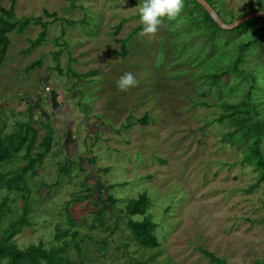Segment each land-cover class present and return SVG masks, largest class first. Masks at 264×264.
<instances>
[{"label": "rangeland", "instance_id": "obj_1", "mask_svg": "<svg viewBox=\"0 0 264 264\" xmlns=\"http://www.w3.org/2000/svg\"><path fill=\"white\" fill-rule=\"evenodd\" d=\"M186 1L175 20L141 37L143 0H16L15 20L34 21L9 34L0 62V131L29 124L37 140L1 171L22 173L50 131L53 145L22 190L0 186V236L21 223L17 247H65L72 264H218L206 252L226 264H264V169L247 159L232 118H223L226 103L248 94L264 117V37L238 62L240 44L258 36L262 20L216 31L196 21L204 12ZM213 1L227 24L264 7ZM40 19L47 39L31 48ZM127 72L139 83L121 92L116 81ZM142 195L146 214L128 216L129 201ZM146 217L153 248L129 227Z\"/></svg>", "mask_w": 264, "mask_h": 264}, {"label": "trees", "instance_id": "obj_2", "mask_svg": "<svg viewBox=\"0 0 264 264\" xmlns=\"http://www.w3.org/2000/svg\"><path fill=\"white\" fill-rule=\"evenodd\" d=\"M73 1V0H72ZM193 1L197 6H199L203 12L204 16L196 17V21H201L202 23H210L212 27L217 31H222L214 18L210 13L201 6L197 1ZM213 8L217 11L216 4L213 0H207ZM262 1V0H260ZM74 3V2H73ZM185 0L184 4L186 5ZM184 5V8H185ZM260 11H264V7L260 6ZM219 15L221 14L217 11ZM255 12L253 6L250 7L249 13ZM221 16V15H220ZM16 19V0H14L13 6L7 9L0 6V62L3 63L7 54L8 49L11 45V40L9 38L10 33H23L29 26L33 24L34 18L27 17L23 20ZM255 19V18H254ZM262 20V27L258 36L247 43L240 44L241 54L238 57V62L243 60V53L248 49L250 44H254L264 37V18H257ZM252 20V19H251ZM250 21V20H248ZM248 21L239 25L237 31H242L248 25ZM226 22V21H225ZM36 24L42 25L44 27L40 35L31 41V48H35L44 43L48 35V23L40 20L36 21ZM235 28V29H236ZM224 30V29H223ZM208 34V40L213 39L215 34L212 32ZM255 45V44H254ZM123 54L127 55L128 50L126 46L123 45ZM41 64V61H37L31 66V69ZM235 70L239 73L244 72L239 71V67L236 64ZM213 82L218 83L220 76L211 74ZM219 77V78H218ZM248 99H244L237 104H225L226 113L223 118L231 117L234 125L237 126V132L235 139L239 140L238 144L245 143L247 145L246 157L248 160L255 161L257 166L264 169V154L260 149V144L264 142V117L260 115V112L256 106L251 101V95L248 94ZM33 134V135H32ZM232 135V132L229 133ZM234 136V135H233ZM37 140V130L31 125H27L26 130L20 128L17 132H11L3 134L0 131V186H5L9 191L15 189L22 190L20 183L24 181L25 174L30 168H33L35 163L41 162L44 156L52 150L53 145V135L50 131L44 138L43 142L40 144L41 150L37 153L36 157H31V160L27 166L23 167V172L11 176L10 173H4L1 171V167L4 164L10 163L17 155H19L24 149L31 151ZM67 165L63 167L65 169ZM36 173V172H35ZM148 204V198L142 195L139 199L131 200L127 206V214L132 217L135 215H145ZM129 227L135 237V239L143 246L153 248L158 245V239L154 233V224L146 217L143 221L131 220ZM22 230L21 223L13 222L11 226L5 231V233L0 236V264L6 260V264H72L70 257L66 254L65 247H54L48 249L44 244L31 245L26 249H21L17 247L13 242L12 238ZM206 254L211 257V259L218 264H226L224 261L217 258L213 253L206 252Z\"/></svg>", "mask_w": 264, "mask_h": 264}, {"label": "clouds", "instance_id": "obj_3", "mask_svg": "<svg viewBox=\"0 0 264 264\" xmlns=\"http://www.w3.org/2000/svg\"><path fill=\"white\" fill-rule=\"evenodd\" d=\"M184 7L183 0H143L139 6V16L142 24L141 37L156 34L163 26L165 18L175 20ZM133 73L123 74L117 81L116 87L125 92L138 85Z\"/></svg>", "mask_w": 264, "mask_h": 264}, {"label": "water", "instance_id": "obj_4", "mask_svg": "<svg viewBox=\"0 0 264 264\" xmlns=\"http://www.w3.org/2000/svg\"><path fill=\"white\" fill-rule=\"evenodd\" d=\"M195 1H197L201 6H203L210 13V15L214 18L217 24L223 29L232 30L238 27L239 25L245 23L248 20L258 18V17L264 18V11H255L248 15L242 16L241 18H239L236 22L232 24H227L207 0H195Z\"/></svg>", "mask_w": 264, "mask_h": 264}, {"label": "crops", "instance_id": "obj_5", "mask_svg": "<svg viewBox=\"0 0 264 264\" xmlns=\"http://www.w3.org/2000/svg\"><path fill=\"white\" fill-rule=\"evenodd\" d=\"M5 74V73H4Z\"/></svg>", "mask_w": 264, "mask_h": 264}]
</instances>
